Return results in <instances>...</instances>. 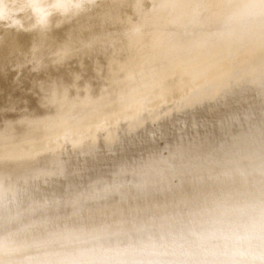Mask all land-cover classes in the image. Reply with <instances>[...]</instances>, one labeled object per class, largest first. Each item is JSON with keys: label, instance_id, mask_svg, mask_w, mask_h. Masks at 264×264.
Returning a JSON list of instances; mask_svg holds the SVG:
<instances>
[{"label": "bare ground", "instance_id": "obj_1", "mask_svg": "<svg viewBox=\"0 0 264 264\" xmlns=\"http://www.w3.org/2000/svg\"><path fill=\"white\" fill-rule=\"evenodd\" d=\"M0 235V264H264V0H0Z\"/></svg>", "mask_w": 264, "mask_h": 264}, {"label": "rangeland", "instance_id": "obj_2", "mask_svg": "<svg viewBox=\"0 0 264 264\" xmlns=\"http://www.w3.org/2000/svg\"><path fill=\"white\" fill-rule=\"evenodd\" d=\"M12 73H16V70H14ZM11 74V73H9ZM20 78V73L14 75V76H10V82L13 84H16L17 86H22V83H20L19 81ZM5 81H6V77H5ZM174 117V113L171 114L170 118ZM164 119L157 121L155 124L152 125V132L151 133H147L145 132V128H148V124L144 125L142 128L138 129L136 131V133H132L130 135L127 136H123L124 138H133V139H137V141L139 143H143L146 139V137L150 134L152 136H154V138H156L157 140H160V134H161V127L158 129L157 125L162 123ZM118 150L116 149L115 145H112L110 147V149L107 148H101V144L97 143V148H96V153L99 156H102L103 154H105V156H115L117 154ZM59 155L60 158L62 160L65 161H70L75 165H79L80 163H82V161H84V158L82 157V155L79 153L78 150L71 148L68 144H63L60 149H59ZM68 178H75L78 177L75 174H68L67 175ZM62 180V179H61ZM34 184L36 186H41V184L39 183V181H33ZM55 183V182H52ZM51 184V183H50ZM49 184L43 185L44 188H47ZM21 192V190L19 191V193ZM19 198H17L15 201L20 203V207L22 209L27 208L31 203L36 201L38 198L37 196L34 194L32 196H30L29 198H25V197H21L20 194L18 196ZM3 201L10 206L14 201H12L10 198L5 197L3 199ZM42 218H46V216H42L40 218H35V219H42ZM49 231H55V229H49ZM224 233H227L228 235H237L236 232H231L228 230H225ZM1 236V235H0ZM151 234L148 235H143L142 238H140L139 240H145L148 238H151ZM134 241H138V238L135 237H130V238H116V237H111L110 239H108L105 242V249L110 250L112 249L114 246H118V247H125L129 242H134ZM57 248V243L55 242H51V243H47L44 247V250L46 252H51L53 250H55ZM113 264H133L132 262H122V263H118V262H114Z\"/></svg>", "mask_w": 264, "mask_h": 264}]
</instances>
